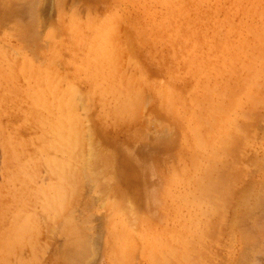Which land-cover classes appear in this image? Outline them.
<instances>
[{
    "label": "rangeland",
    "instance_id": "obj_1",
    "mask_svg": "<svg viewBox=\"0 0 264 264\" xmlns=\"http://www.w3.org/2000/svg\"><path fill=\"white\" fill-rule=\"evenodd\" d=\"M31 2L32 0H0V9L3 12L0 14V264H68L72 257L68 253L75 248L77 250L73 251L74 254L79 249L82 251H79L77 259H74L75 255L72 258L74 262L71 261L69 264H264V182L263 186L261 184V187L258 186V183L264 179V0H36L34 2L37 4H33L35 6H32L34 9H31V14L34 13L37 16L38 12L40 20H37L38 16H34L36 19L33 18L36 20L33 23L38 32L35 33L34 27L31 26L32 22V24L29 23L31 27L27 24L35 31L34 36L32 33L25 32L32 30L25 25L29 20L26 17L30 12L29 8L33 3ZM11 7L16 11L13 12ZM2 9H11L9 11L11 14L9 12L7 14V11L5 13ZM31 14L30 16L33 17ZM33 19L31 18L32 21ZM19 30L25 31L22 33ZM103 40L107 46L104 48L105 52L101 50L105 44ZM97 45L98 48H96ZM109 50H112L110 54H108ZM99 51L101 54L106 53L107 57L104 53L100 56ZM105 57L111 60H106ZM204 59H206L205 65ZM50 78L56 82L51 81ZM111 82L116 86L113 89L110 88L113 85L110 84ZM205 83L206 86L211 87L209 90L213 88L211 90L213 93L209 94L210 97L206 92L208 100L210 99L206 102L203 101L205 93L202 90ZM131 85L134 86L133 89ZM50 86L51 88L54 86L53 89L56 92ZM124 87L128 89L127 92ZM161 88L165 93L164 96ZM61 89L66 91L63 92ZM168 89L171 91L169 92ZM72 90L75 92H71ZM120 90L125 94L124 98L129 94L125 98L126 101L134 93H136L134 94L136 99L139 97L137 100L134 96H132L134 99H129L133 107H130L129 100L127 101V107L130 109L124 107L123 103H126L124 99L120 100L123 97L122 93L118 94ZM67 91L68 93L64 95ZM117 96L119 98H116ZM51 97L54 98L52 102ZM56 99L59 100L56 101ZM65 99H68V103ZM199 99L203 102L201 109L202 113L204 112L202 115L199 114L200 117L202 116L200 124L202 132L205 135L208 134L206 145L208 143L210 145V148L206 146V150L211 147L213 149L209 152L202 151L205 156H192L189 150L191 139L187 120L192 115H197L193 108L201 105ZM91 100L92 103H90ZM116 101L121 104L118 105ZM207 101L213 103L208 105ZM193 102H196V105ZM113 103L116 105L115 108ZM64 105H66L65 109ZM120 105H123L121 108L123 113L116 109V107L120 108ZM206 105L207 110H205ZM51 106L53 108H50ZM55 106L61 107L63 111ZM212 106L217 109L214 107L213 111ZM112 108L119 114L112 111ZM86 109L89 111L87 112ZM208 110L209 113H207ZM61 112L63 117L56 114ZM111 113L112 116L109 115ZM210 113L216 115L218 121L213 120L212 118H216L211 117ZM121 114L127 115L122 117ZM65 115L71 117L73 122L76 118L80 119L81 125L86 127L85 130L88 133L90 131L89 135H86L87 132L84 131L86 140L92 135L89 141L90 146L88 144L86 146L85 143V147L90 149L94 147L91 152L94 151L96 158L98 154H101L100 162H104L101 166L102 170L96 169L101 165L96 164L99 162L96 161L99 157L94 158L96 162L91 161L93 159L89 160L91 158L89 150L83 159L75 156L80 157L83 163L79 159L81 163L77 162V158L66 156V146L63 148L65 142H60L61 135L58 137L59 131L64 129L61 124L65 120L63 119ZM56 118L59 122H56L58 121ZM195 119L198 120V118ZM55 122L59 129L53 128L52 123ZM56 123L53 125L56 126ZM90 128L91 130H88ZM51 129H56L58 134L53 131V136ZM209 134H213L212 137ZM56 142L62 143L63 146L61 144L59 146V143L57 145ZM97 144L98 148H96ZM216 145L221 152L218 151L219 154L214 151L217 150ZM227 145L228 148H226ZM61 148L65 151L64 153H61ZM99 149L104 150L103 154ZM22 150H25V153ZM43 153L44 156L41 158ZM105 153H110V156L106 158L107 161H105L107 157ZM24 154L33 164L26 161ZM57 156L60 159L65 158L61 161H65L63 165L68 166V169L64 165L65 168L62 167L63 170H60L62 163L56 162L59 159ZM206 157L210 158V161L208 159L204 161ZM51 158H54L55 162ZM70 158L77 163L73 165V160L71 161ZM86 158L95 165L87 162ZM66 160L72 164H66ZM109 160H112V164L114 161L116 166L114 164L113 166ZM43 161L44 164H41ZM45 161L48 165H45ZM106 162L109 163L106 164ZM53 163L56 165L58 163L60 167L57 168L58 165ZM23 164L27 167V164L33 165L31 168L34 172L28 167L29 171L32 170L31 180L30 172L28 174ZM215 165L216 174L224 171V175L220 173L223 176L214 174L213 166ZM218 165H221L219 168L223 167V170L219 169ZM47 166L55 169L54 171L58 170V177L56 174L52 175L56 172ZM71 167L76 169L73 170L74 174L73 172L71 174ZM87 167L90 170L87 174L93 178H90V181L94 183L87 179L89 177L85 176L86 172L83 174L82 168L87 169ZM124 169L135 170L124 177ZM67 170L70 175L68 180L71 181L73 177L72 183L74 182L69 186L72 189L71 196L67 191L68 183H65L67 179L62 176L66 180L62 179L63 183L59 181L62 178L60 174H66ZM76 171L79 173L76 174ZM107 175L112 178L111 181ZM202 175L205 177L203 178ZM219 177H224L223 181H220ZM124 178H130L136 183L139 181L138 186L136 185L135 188L131 182L128 184L131 183L134 189L130 187L131 184L130 186L125 183L122 185ZM80 180L83 181L80 182ZM209 181L211 186L207 185ZM89 182L91 184H88ZM118 182L121 183L118 184ZM50 183H54V186ZM115 183L121 190L117 189ZM60 184H63L61 187L63 186L64 191ZM200 184L202 187L199 186ZM49 185L52 189L46 190ZM41 188L45 191H43L44 194L46 191L51 193L52 190L51 195L54 196L47 193L48 199L57 197V194L55 196L53 192L55 188L57 193L58 189L65 192L64 195L62 193L63 200L60 199L62 205H59V197H57L58 201L48 200ZM200 188L204 189V192ZM205 191L208 192L207 196ZM240 192H244V197L241 203L237 202L235 205V198ZM59 194L61 195V192ZM66 197L69 202L66 201ZM107 197L110 199L109 203ZM43 199L50 202L47 203ZM74 199L78 200V203ZM111 199L114 200V204ZM64 201L69 203L70 208L73 206L72 210ZM115 201L116 203L119 201L118 207ZM53 202H57L56 207V203L53 204ZM245 202L250 203L251 206H247ZM242 204L244 208L241 207ZM59 207L60 212L57 210L60 209ZM248 207L249 209L246 210ZM48 208H52L53 211L55 209L56 215H53L52 209L48 211ZM66 209L69 210L66 212ZM23 210L25 212H22ZM28 210L32 212L29 217L37 220L32 222V219L30 222L38 225L33 227L34 224L29 223L27 225L33 226L27 228L28 233L20 232L21 227L26 228L23 227L26 225L22 223L27 222L30 214ZM65 212L73 216L71 221L69 219H72V216L70 214L67 216H70L67 220L70 224L72 221L75 222L76 218L80 222L79 225L85 227L83 230L80 229L76 221V226L79 227L75 229L80 230H78L79 234L73 227L76 222H72L73 228L69 227L78 236L84 234V237L79 238L72 235L77 241L81 239L82 243L75 241L70 235L68 223L62 227V229L67 227V237L77 242L72 241L75 243L72 244L75 245L72 246L73 250H71L72 242L69 239L70 248H67L69 242L65 232H58L62 230L58 228L65 225L60 226ZM220 212H223V216ZM18 213L28 215L19 214L25 217L20 219ZM49 214L54 216L53 219ZM66 215L65 218H67ZM236 220H238L237 224ZM36 226L38 230L35 229ZM31 228L33 230L30 234H33L28 239L26 235ZM16 233L25 235L22 236L25 237L24 240L20 236L22 242L18 240V236H15ZM11 236L14 237L13 242L18 240V243H13ZM10 243L13 244L10 246ZM73 252H71L72 255Z\"/></svg>",
    "mask_w": 264,
    "mask_h": 264
},
{
    "label": "bare ground",
    "instance_id": "obj_2",
    "mask_svg": "<svg viewBox=\"0 0 264 264\" xmlns=\"http://www.w3.org/2000/svg\"><path fill=\"white\" fill-rule=\"evenodd\" d=\"M8 1H10V0H8ZM11 1H13V0H11ZM16 1H18V0H16ZM27 1H28V0H27ZM29 1H30V0H29ZM34 1H36V0H34ZM34 1L32 0L33 3L31 2L32 5H30V8H29V9H30V12H28V17H26L27 19L29 18V20H28V23H25V25H26V27H28L29 29H32V28L34 27V23H33V22L36 21V20H34L33 18L36 19V17L38 16V12H37V16H36V14H34V13L31 14V9H34L33 7L35 6V5H33V4H37V2H34ZM61 1H62V0H61ZM22 2H23V1H22ZM22 2H21V4H22ZM24 2H25V1H24ZM28 3H30V2H28ZM28 3H27V4H28ZM0 4H1V3H0ZM9 4H10V6H13V5H11V3H9ZM16 6H17V5H16ZM28 6H29V4H28ZM28 6L26 5L27 9H28ZM32 6H33V7H32ZM36 6H37V5H36ZM26 7H25V9H26ZM31 7H32V8H31ZM0 8H1V7H0ZM6 8H7V7H6ZM9 8H10V7H9ZM11 8H12V7H11ZM25 9H24V10H25ZM29 9H28V10H29ZM2 10H3L5 13H6V11H7V14H8V12H9L11 9H10V10L2 9ZM12 10H13V12L16 11V9L14 10L13 8H12ZM0 11H1V9H0ZM17 11L19 12V10H17ZM32 12H33V11H32ZM5 13H4V14H5ZM9 13H10V12H9ZM29 13H30L31 15H33V17H31ZM0 14H3V12L1 11ZM10 14H11V13H10ZM23 14H24V13H23ZM5 15H6V14H5ZM13 15H14V14H13ZM16 15H17V14H16ZM60 15H61V14H60ZM7 16H8V15H7ZM26 16H27V15H26ZM34 16H36V17H34ZM30 17L33 19V21L31 20ZM0 19H1V16H0ZM2 20H3V18H2ZM37 20H40V19H39V16H38ZM9 21H10V20H9ZM20 21H21V20H20ZM29 21H30V22H29ZM18 22H19V20H18ZM31 22L33 23V25H31L32 28H30L31 26L29 25V23L32 24ZM37 22H39V21H37ZM35 23H36V22H35ZM27 24H28L30 27H29ZM37 24H38V23H37ZM50 24H51V23H50ZM17 26H19V25H17ZM59 26H60V25H59ZM13 27H15V25H14ZM19 27H20V26H19ZM37 27H38V26H37ZM28 28H27V29H28ZM101 28H102V27H101ZM18 29H19V28H18ZM23 29H24V28H23ZM34 29H35L36 32H35L33 29H32V30H29V31H28V30H27V31L24 30V31H25L26 33L29 32V34L32 33V35L34 36V34L38 32V31H37L38 29L36 30V27H34ZM99 29H100V28H99ZM107 29H108V28H107ZM0 30H1V28H0ZM55 30H56V29H55ZM94 30H95V29H94ZM109 30H110V29H109ZM19 31H20V30H19ZM24 31L21 30L20 32L24 33ZM30 31H33V32H30ZM95 31H96V30H95ZM100 31H101V30H100ZM17 32H18V31H17ZM17 32H16V33H17ZM34 32H35V33H34ZM26 33H25V34H26ZM50 34H51V33H50ZM57 34H58V33H57ZM106 34H107V33H106ZM27 35H28V34H27ZM107 35H108V34H107ZM112 35H113V34H112ZM17 36H18V35H17ZM30 36H31V35H30ZM46 36H47V35H46ZM95 36H97V35L95 34ZM98 36H99V35H98ZM114 36H116V35H114ZM114 36H113V37H114ZM101 37H102V36H101ZM14 38H15V37H14ZM97 38H98V37H97ZM99 38H100V37H99ZM106 38H107V37H106ZM132 38H133V37H132ZM32 39H33V38H32ZM48 39H49V38H48ZM100 39H102V38H100ZM104 39H105V38H104ZM123 39H124V38H123ZM51 40H52V39H51ZM51 40H50V42H51ZM97 40H99V39H97ZM97 40H95V41H97ZM95 41H94V43H95ZM101 41H102V40H101ZM103 41H104V40H103ZM28 43H29V42H28ZM103 43H105V41H104ZM108 43L110 44V43H113V42H108ZM108 43H107V44H108ZM97 44H98V43H97ZM100 44H101V42L99 41V45H100ZM25 45H26V44H25ZM114 45H115V44H114ZM37 46H38V45H37ZM40 46H41V45H40ZM24 47H25V46H24ZM86 47H87V46H86ZM86 47H85V48H86ZM105 47H107V46H106V43H105L104 46H102V48H101V50L104 51V52H105V50H106V49L104 50ZM109 47H110V46H109ZM29 48H31V47H29ZM96 48H98V45H97ZM96 48H95V50H96ZM110 48H111V47H110ZM114 48H117V47H114ZM27 49H28V48H27ZM131 49H132V47H131ZM8 50H9V49H8ZM111 51H112V50H111ZM111 51L109 50V51H108V54H110L109 52H111ZM96 52H97V51H96ZM99 52H100V51H99ZM104 52H103V53H104ZM103 53L101 54V52H100V54H101L100 56H103ZM112 53H113V52H112ZM116 53H117V52H116ZM12 54H13V53H12ZM18 55H19V54H18ZM98 55H99V54H98ZM104 56L107 57V54L104 53ZM113 56H114V54H113ZM90 57H92V55H91ZM98 57H99V56H98ZM106 57H105L106 60H107V59H110V58H106ZM108 57H109V56H108ZM110 57L113 58L112 56H110ZM203 57H204V56H203ZM96 58H97V57H95V59H96ZM133 58H134V57H133ZM101 59H102V58H101ZM115 59H116V58H115ZM97 60H98V59H97ZM110 60H111V59H110ZM205 60H206V59H204V62H203L204 65H205ZM98 61H99V60H98ZM108 61H109V60H108ZM114 61H115V60H114ZM135 62H136V61H135ZM100 63L102 64V60H101ZM111 64H112V63H111ZM48 65H49V64H48ZM211 65H212V64H211ZM102 66L105 67L104 65H102ZM110 66H111V65H110ZM57 67H58V66H57ZM103 67H101V68H103ZM139 67H140V66H139ZM105 68H106V67H105ZM109 68H110V67H109ZM98 69H99V68H98ZM111 69H112V68H111ZM47 70H48V69H47ZM99 70H100V69H99ZM108 70H109V69H108ZM202 70L205 71V69H202ZM111 71H113V70H111ZM48 72H49V71H48ZM100 72H101V71H100ZM141 72H142V71H141ZM57 73H58V72H57ZM143 73H144V72H143ZM48 74H49V73H48ZM50 74H51V73H50ZM93 74H94V73H93ZM128 74H129V73H128ZM128 74H127V75H128ZM46 75H47V74H46ZM105 75H106V74H105ZM134 75H135V74H134ZM46 77H47V76H46ZM119 77H120V76H119ZM119 77H118V78L116 77V79H120V80H121V78H119ZM145 77H146V76H145ZM53 78H54V77H53ZM53 78H52L53 82H56V81H54ZM94 78H95V77H94ZM100 78H101V77H100ZM100 78H99V79H100ZM112 79H114V78H111V80H112ZM32 80H33V79H32ZM46 80H48V79L46 78ZM50 80H51V78H50ZM52 80H51V81H52ZM114 80H115V79H114ZM95 81H96V80H95ZM105 81H106V80H105ZM44 82H45V81H44ZM97 82H98V81H97ZM107 82H108V81H107ZM107 82H105V83H107ZM115 82H116V81H114V83H115ZM119 82H120V81H119ZM45 83H46V82H45ZM100 83H101V82H100ZM117 83H118V81H117ZM126 83H127V79H126ZM126 83H125V84H126ZM41 84H42V83H41ZM57 84H58V83H57ZM110 84H113V82H111ZM115 84H116V83H115ZM140 84H141V83H140ZM53 85H54V84H53ZM55 85H56V84H55ZM126 85H127V84H126ZM31 86H32V84H31ZM69 86H70V85H68V87H69ZM128 86H129V85H128ZM38 87H40V89H42L41 86H38ZM46 87H47V85H46ZM56 87H57V86H56ZM68 87H67V88H68ZM113 87L115 88L116 86L113 84L110 88L113 89ZM130 87L132 88V87H134V86L131 85ZM186 87H187V86H186ZM47 88H48V87H47ZM50 88H51V86H50ZM53 88H54V86H52L51 89H53ZM67 88H66V89H67ZM69 88H70V87H69ZM76 88H77V87H76ZM108 88H109V87H108ZM121 88H122V87H121ZM121 88H120V89H121ZM124 88H125V87H124ZM131 88H130V90H131ZM209 88H211V87L206 86V83H205V85L202 86V90H203L204 93H205V97H204V99H203L204 102H206V100H208L206 92H208V96H209V94H210L211 92L213 93V91H211V90H213V88L210 89V90H209ZM51 89H49L50 92H51ZM57 89H58V87H57ZM59 89H60V88H59ZM66 89H65L64 91H66ZM72 89H73V88H72ZM122 89H123V88H122ZM125 89H126L125 91L127 92L128 89H127V88H125ZM132 89H133V88H132ZM149 89H150V88H149ZM43 90H44V89H43ZM43 90H40V91H41V92H45V91H43ZM49 90H48V91H49ZM53 90H54V89H53ZM69 90H70V89H69ZM75 90H76V89H75ZM115 90H116V89H115ZM140 90H141V88H140ZM161 90H162V88H161ZM168 90H169V89H168ZM54 91H55V90H54ZM61 91H63V90L61 89ZM61 91H60V92H61ZM64 91H63V92H64ZM98 91H99V90H98ZM101 91H102V90H101ZM108 91H110V90H108ZM112 91H114V90H111L110 92H112ZM118 91H119V90H118ZM118 91H117V93H118ZM159 91H160V90H159ZM170 91H171V90H169V92H170ZM55 92H56V91H55ZM71 92H75V91L72 90ZM71 92H69V94H70ZM105 92H106V91H105ZM131 92H132V91H131ZM131 92H130V93H131ZM136 92H137V91H136ZM141 92H142V91H141ZM161 92L163 93V90H162ZM45 93H46V92H45ZM67 93H68V91L65 92L64 95L67 94ZM79 93H80V92H79ZM86 93H87V92H86ZM88 93H89V92H88ZM120 93H122L121 90H120V92H119L118 94H120ZM162 93H161V96H162ZM58 94H59V93H58ZM58 94H55V95H58ZM61 94H63V93H61ZM61 94H59V95H61ZM77 94H78V93H77ZM91 94H92V93H91ZM118 94H117V95H118ZM131 94H133V93H131ZM134 94L136 95V93H134ZM134 94L130 96V97L133 98V99H134V97H135ZM139 94H140V93H139ZM141 94H142V93H141ZM164 94H165V93H163V96H164ZM70 95H72V93H71ZM100 95H101V94H100ZM120 95H121V94H120ZM123 95H125V94L122 93L121 96H123ZM126 95H127V93H126ZM128 95H129V94H128ZM128 95H127L126 97H128ZM172 95H173V94H172ZM179 95H180V94H179ZM179 95H178V97H179ZM203 95H204V94H203ZM203 95H202V97H203ZM50 96H51V95H50ZM62 96H63V95H62ZM67 96H68V98H69V95H67ZM88 96H89V95H88ZM115 96H116V94H115ZM132 96H134V97H132ZM137 96H138V95H137ZM139 96H140V95H139ZM166 96H167V95H166ZM191 96H193V95H191ZM200 96H201V95H200ZM45 97H46V96H45ZM58 97H60V96H58ZM58 97H57V98H58ZM65 97H66V96H65ZM70 97H71V96H70ZM97 97H98V96H97ZM126 97H125V98H126ZM167 97H168V96H167ZM209 97H210V96H209ZM51 98H52V97H51ZM55 98H56V97H55ZM60 98H61V97H60ZM63 98H64V96H63ZM63 98H62V99H63ZM79 98H80V97H79ZM107 98H108V97H107ZM116 98H119V97L117 96ZM116 98H115L114 100H116ZM125 98H124V96H123V97L120 98V100H123V99H124L123 101H126ZM131 98H127V99L129 100V99H131ZM138 98H139V97H137V99H138ZM197 98H198V97H197ZM206 98H207V99H206ZM41 99H43V97H41ZM53 99H54V98L50 99V101L53 100ZM72 99H73V98H72ZM85 99H86V98H85ZM135 99H136V97H135ZM137 99H136V100H137ZM142 99H143V97H142ZM23 100H24V99H23ZM58 100H59V99H58ZM58 100L56 99V101H58ZM65 100H66V99H65ZM92 100H93V98H92ZM92 100H91L90 103H92ZM120 100L118 99V101H120ZM128 100H127V101H128ZM131 100H132V99H131ZM131 100L128 101L129 104H130V101H131ZM199 100H200V99H199ZM34 101H35V100H34ZM66 101H67V103H68V99H67ZM76 101H77V100H76ZM85 101H86V100H85ZM87 101H88V100H87ZM98 101H99V100H98ZM127 101H126V103H123V102H122L123 105H124V107H127V106H128V105H127V104H128ZM138 101H139V100H138ZM193 101H195V100H193ZM208 101H210V99H209ZM208 101H207V102H208ZM51 102H52V101H51ZM80 102H81V101H80ZM82 102H83V101H82ZM120 102H121V101H120ZM120 102L118 103V102L116 101V103H118V105L121 104ZM134 102H135V100H134ZM169 102H170V101H169ZM198 102H199V101H198ZM27 103H28V102H27ZM48 103H49V101H48ZM71 103H72V102L70 101V104H71ZM137 103H138V102H137ZM171 103H172V102H171ZM178 103H179V102H178ZM193 103L195 104L196 102H193ZM199 103L201 104L200 106L197 104L198 106H197V107L195 106V107L193 108V110L197 112V115H192V116L189 117L188 120H187V123H188L187 126H188V128H189V136H190V139H191V142H190V145H189V150H190L192 156H202V155H204V152H205V150H206V146H208V148H210V145H208L209 143L206 145V141H207L206 136H207L208 134L205 135V134L202 132V126H201V124H200V122H201L200 119H201L202 116L200 117L199 114H201V115L204 114V112L202 113V109H201V108H202V104H203V102H201V100H200ZM212 103H213L212 101H211V103L208 102V105H211ZM28 104H29V103H28ZM46 104H47V103H46ZM57 104H58V102H57ZM65 104H66V103H65ZM131 104H132V103H131ZM131 104H130V107H133V105H131ZM134 104H135V103H134ZM180 104H181V103H180ZM194 104H193V106H194ZM36 105H37V102H36ZM43 105H44V104H43ZM50 105H51V104H50ZM58 105H59V104H58ZM72 105H73V103H72ZM85 105H86V104H85ZM88 105H89V104L87 103L86 106L88 107ZM106 105H107V104H106ZM113 105H114V103H113ZM123 105H122V106L120 105V108H119V107H118V108L116 107V109H117L118 112L121 111V108L123 107ZM169 105H170V104H169ZM171 105H173V104H171ZM174 105H175V104H174ZM174 105H173V106H174ZM195 105H196V104H195ZM60 106H61V105H60ZM69 106H71V105H69ZM91 106H92V104H91ZM107 106H108V105H107ZM109 106H110V105H109ZM115 106H116V105H114L113 108H115ZM216 106H217V105H216ZM40 107H41V106H40ZM44 107L46 108V106H44ZM55 107H56V106H55ZM57 107H59V106H57ZM57 107H56V108H57ZM72 107H73V106H72ZM89 107H90V106H89ZM209 107H210V106H209ZM214 107H215V106H212L213 111L215 110ZM217 107L219 108V106H217ZM30 108H31V107H30ZM30 108H29V109H30ZM42 108H43V107H42ZM50 108H53V106H51ZM50 108H49V109H50ZM60 108H61V107H59V109H60ZM65 108H66V105H64V109H65ZM113 108H112V111L114 110ZM127 108H129V107H127ZM173 108H174V107H173ZM187 108H188V107H187ZM205 108H206V109H205ZM205 108H204L205 110L208 109L207 105H206ZM215 108H216V107H215ZM24 109H25V108H24ZM46 109H47V108H46ZM68 109H70V108L68 107ZM88 109H90V108H88ZM106 109H107V108H106ZM109 109L111 110V107H109ZM119 109H120V110H119ZM129 109H130V108H129ZM167 109H168V108H167ZM171 109H172V108H171ZM177 109H178V108H177ZM204 109H203V111H204ZM216 109H217V108H216ZM44 110H45V109H44ZM54 110H56V109H54ZM61 110H62V109H60V111H61ZM107 110H108V109H107ZM107 110H106V111H107ZM127 110H128V109H127ZM131 110H132V109H131ZM182 110H183V109H182ZM182 110H181V111H182ZM193 110H192V111H193ZM50 111H52V110H50ZM56 111H57V110H56ZM60 111H59V112H60ZM62 111H63V110H62ZM66 111H67V110H66ZM86 111H87V109H86ZM88 111H89V110H88ZM88 111H87V112H88ZM122 111H123V110H122ZM122 111H121V112H122ZM194 111H193V114H194ZM210 111H211V110H210ZM38 112H39V110H38ZM64 112H65V111H64ZM110 112H111V111H110ZM114 112H115V110H114ZM196 112H195V113H196ZM205 112H206V111H205ZM48 113H49V112H48ZM65 113H66V112H65ZM67 113L69 114L70 111L67 112ZM115 113H116V112H115ZM122 113H123V112H122ZM126 113H127V112H126ZM128 113L130 114V112H128ZM207 113H209V110H208ZM39 114H40V113H39ZM52 114H53V113H52ZM56 114H58V115L60 114V115L62 116L63 113L61 112V113H56ZM116 114H117V113H116ZM118 114H119V113H118ZM118 114H117V115H118ZM129 114H128V116H129ZM173 114H175V113H173ZM182 114H183V113H182ZM45 115H46V114H45ZM60 115H59V116H60ZM109 115L112 116V113L109 114ZM117 115H116V116H117ZM121 115H122V114H121ZM123 115H127V114H123ZM123 115H122V117H124ZM186 115H187V114H186ZM209 115H210V116L212 115L211 117H215V118H216V115H214L213 113H212V114L210 113ZM213 115H214V116H213ZM116 116H115V118H116ZM197 116H198V117H197ZM207 116H208V115H207ZM207 116H206V118H207ZM56 117L58 118V116H56ZM62 117H63V116H62ZM77 117H78V116H77ZM120 117H121V116H120ZM120 117H119V118H120ZM173 117H174V116H173ZM185 117H186V116H185ZM185 117H184V118H185ZM204 117H205V116H204ZM204 117H203V118H204ZM57 118H56V119H57ZM70 118H71V117H68L67 115H65V118H63V119H65V120L62 122L61 127L64 128V129H61V131H59L60 134H58V132L55 131L56 129H55V130H54V129H53V130L51 129V131H52V132H53V131H54V132H57L56 134H58V137H59V135H61V136H60V140H61L60 142H65L63 148H65V146H66L65 151L67 150V151H66V153H67L66 156H67V157H68V156H72V157H74V158L76 159L78 156H80V157H82V159H83V156H86L87 150H89V151L91 152V150H93V148H94V147H92V148L90 149V147H88V148H89V149H88L87 147H85V143H86V146H87V144L90 146V143H91V142H89V141H90V139H92V135L88 136L87 140H88V139H89V140L87 141L86 138H85V133L87 132V131L85 130L86 127H84V125H81V123H80V119H77V118L75 117L76 119H75V121L73 122V121H71L72 119H70ZM195 118H198V120L195 119ZM47 119H48V117H47ZM47 119H46V120H47ZM54 119H55V118H54ZM109 119H110V118H109ZM125 119H126V118H125ZM125 119H124V120H125ZM131 119H133V118L131 117ZM207 119H208V118H207ZM212 119L215 120V121L217 120V118H216V119L212 118ZM39 120H40V119H39ZM57 120H58V119H57ZM59 120H61L60 117H59ZM59 120L56 121V122H59ZM91 120H92V119H91ZM114 120H115V119H114ZM203 120H204V119H203ZM210 120H211V119H210ZM51 121H52V120H51ZM51 121H50V122H51ZM81 121H82V120H81ZM88 121H90V120H88ZM125 121H126V120H125ZM208 121H209V119H208ZM208 121H207V122H208ZM217 121H218V120H217ZM41 122H43V121L41 120ZM56 122H55V123H56ZM119 122H120V121H119ZM123 122H124V121H123ZM204 122H205V121H204ZM211 122H212V121H211ZM55 123H52L53 128L57 127V129H59V127L57 126V123H56V126L53 125V124H55ZM201 123H202V122H201ZM214 123H215V122H214ZM44 124H46V123L44 122ZM85 124H86V123H85ZM87 124H88V123H87ZM165 124H166V123H165ZM207 124H208V123H207ZM212 124H213V122H212ZM212 124H211V125H212ZM215 124H216V123H215ZM46 125L48 126V124H46ZM106 125H107V124H106ZM108 125H110V124L108 123ZM181 125H182V124H181ZM205 125H206V124H205ZM209 125H210V124H209ZM87 126H88V125H87ZM89 126H90V125H89ZM183 126H184V125H183ZM50 127H51V126H50ZM160 127H161V126H160ZM210 127H211V126H210ZM214 127H215V126H214ZM214 127H213V128H214ZM217 127H218V126H217ZM40 128H41V127H40ZM51 128H52V127H51ZM213 128H212V129H213ZM88 130H91V128L88 129ZM217 130H218V129H217ZM46 131H47V129H46ZM49 131H50V130H49ZM51 131H50V132H51ZM84 131H86V132H84ZM213 131L215 132V130H213ZM50 132H48V134H50ZM54 132H53V136H54ZM89 133H90V131H89ZM89 133L87 132L86 135H89ZM217 133H218V131H217ZM91 134H92V132H91ZM166 134H167V133H166ZM204 135H205V136H204ZM209 135H210V134H209ZM212 135H213V134H212ZM212 135H210V136L212 137ZM3 136H4V135H3ZM56 136H57V135H56ZM185 136H186V135H185ZM215 136H216V135H214V137H215ZM63 137H64V139H63ZM89 137H90V138H89ZM161 137H162V136H161ZM208 137H209V136H208ZM214 137H213V138H214ZM217 137H218V136H217ZM50 138H51V137H50ZM96 138H97V137H96ZM57 139H59V138H57ZM208 139H209V138H208ZM31 140H32V139H31ZM52 140L55 142L54 137H52ZM63 140H64V141H63ZM95 140H96V139H95ZM216 140H217V138H216ZM219 140H220V139H219ZM47 141H49V140L47 139ZM53 141H52V142H53ZM56 141H57V140H56ZM85 141H86V142H85ZM91 141H92V140H91ZM96 141H97V140H96ZM192 141H194V142H192ZM88 142H89V143H88ZM56 143H57V145H58L59 142H56ZM211 143H212V141H211ZM215 143H216V142H215ZM49 144H51L50 141H49ZM52 144H53V143H52ZM60 144L62 145V143H59V146H60ZM188 144H189V143H188ZM213 144H214V142H213ZM213 144H212V145H213ZM220 144H221V143H220ZM15 145H16V144H15ZM19 145H20V147H21V144H19ZM94 145H96V144H94ZM212 145H211V146H212ZM221 145H222V144H221ZM41 146H42V145H40V147H41ZM54 146H56V145H54ZM62 146H63V145H62ZM92 146H93V143H92ZM35 147L38 148L39 146H38V147L35 146ZM51 147H52V146H51ZM84 147L87 148V149L85 150ZM99 147H100V146H99ZM213 147H214V146H213ZM216 147H217V145L215 146V149H217ZM41 148H43V147H41ZM96 148H98V144H97ZM96 148H95V150H96ZM223 148H225V147H223ZM226 148H228V145L226 146ZM12 149H14V147H12ZM15 149H16V148H15ZM15 149H14V150H15ZM55 149H56V147H55ZM57 149H58V148H57ZM211 149H213V148L211 147ZM211 149H209V150H211ZM17 150H18V149H17ZM28 150H29V149H28ZM39 150H40V149H39ZM41 150H43V149H41ZM41 150H40V151H41ZM44 150H45V149H44ZM61 150H62L61 153H64V152H65V151H63L62 148H61ZM99 150H100V149H99ZM209 150H206V151L209 152ZM24 151H25V150H24ZM24 151L22 150V152H24ZM57 151H58V150H57ZM100 151H101V150H100ZM102 151H104V150H102ZM102 151H101V153L103 154ZM202 151H204V152H202ZM214 151H217V152H218L219 150L217 149V150H214ZM263 151H264V150H263ZM14 152H15V151H14ZM32 152H33V151H32ZM32 152H31V155H32ZM43 152H44V151H43ZM93 152H94V151H92V152L90 153V155H91L90 157H91V158H90L89 160L93 159V160H91V161H94V162L99 161V162H96V164H97V163H98V164L100 163L101 165H99L96 169H97V171H100V169L102 170L101 166L104 165V164H103L104 162H103V163L100 162V160H101V158H102V157H101V154H98V156H97V158H96V156H95V154H94ZM97 152H99V151H97ZM105 152L107 153L106 150H105ZM181 152H182V151H181ZM212 152H213V151H212ZM219 152H220V151H219ZM219 152H218V154H219ZM24 153H25V152H24ZM29 153H30V151H29ZM106 153H105V154H106ZM210 153H211V151H210ZM220 153H221V152H220ZM224 153H226V152L224 151ZM88 154H89V152H88ZM184 154H185V152H184ZM206 154H207V153H206ZM211 154H213V153H211ZM211 154H210V155H211ZM215 154H216V152H215ZM218 154H216V155H218ZM33 155H35L34 152H33ZM49 155H50V154H49ZM49 155H48V156H49ZM111 155H113V154H111ZM216 155H215V157H216ZM262 155H263V154H262ZM43 156H44V153L42 154V157H41V158H43ZM48 156H47V158H48ZM75 156H77V157H75ZM104 156H105V155H104ZM106 156H107V157H105V159L108 158V156H110V153H109V154H106ZM204 156H205V155H204ZM206 156H207V155H206ZM223 156H224V155H223ZM18 157H19V155H18ZM29 157H30V154H29ZM34 157L36 158V156H34ZM51 157H52V155H51ZM53 157L55 158L54 155H53ZM57 157H58V156H57ZM80 157H79V158H80ZM87 157H89V156H87ZM92 157H93V158H92ZM98 157H99V159H98ZM215 157H214V158H215ZM220 157H221V156H220ZM24 158H26V157H25V154H24ZM30 158H31V157H30ZM44 158H45V157H44ZM54 158H51V159H53V161H54V160H55ZM58 158H59V157H58ZM79 158H77V160H78ZM94 158H96V159H98V160L95 159V160H96V161H95ZM180 158H182V157H180ZM196 158H198V157H196ZM224 158H225V156H224ZM224 158H223V159H224ZM31 159H32V158H31ZM61 159L64 160L65 158L63 159V157H61ZM61 159H60V158L57 159L56 162L61 161ZM70 159H71V161L73 160L72 158H70ZM84 159H85V158H84ZM86 159H87L86 161L90 163V161H88V158H86ZM112 159H113V157H112ZM115 159H116V158H115ZM115 159H114V160H115ZM198 159H199V158H198ZM203 159H204V158H203ZM207 159H208V158L206 157V158L204 159V161L207 160ZM209 159H210V158H209ZM209 159H208V160H209ZM223 159H222V160H223ZM23 160H24V159H23ZM34 160H35V159H34ZM38 160H39V159L37 158V161H38ZM43 160H44V159H43ZM79 160H80V159H79ZM79 160H78L77 162H79ZM211 160H212V158H211ZM222 160H220V161H222ZM224 160H225V159H224ZM19 161H20V159H19ZM21 161H22V160H21ZM26 161H28L27 158H26ZM32 161H33V159H32ZM35 161H36V160H35ZM40 161H41V159H40ZM48 161H49V160H48ZM67 161H68V160H66V164H68V165H69V164H72V163H73V165H74V163H75V164L77 163V162H75L74 160L72 161V163L67 162ZM80 161L82 162L83 160H80ZM86 161H85V162H86ZM105 161H107V159H106ZM109 161H110V160H109ZM209 161H210V160H209ZM214 161H215V159H214ZM22 162L24 163V161H22ZM28 162H31V161H28ZM33 162H34V161H33ZM50 162H51V161H50ZM54 162H55V161H54ZM81 162H79V163H81ZM94 162H92V163H90V164H91V165H92V164L95 165ZM110 162H111V164H112V160H111ZM195 162H196V161H195ZM216 162H218V161H216ZM222 162H223V161H222ZM31 163H32V162H31ZM34 163H35V162H34ZM45 163H46V161H45ZM61 163H62L61 168H62V167L65 168V167H64L65 164L63 165V163H65V161H64V162L61 161L60 164H61ZM79 163H78V164H79ZM82 163H83V162H82ZM108 163H109V162H108ZM108 163L106 162V164H108ZM174 163H175V162H174ZM198 163H199V162H198ZM218 163H219V162H218ZM220 163H221V162H220ZM32 164H33V163H32ZM32 164H30V166H29V164H27V165H28L29 168H31V167H33ZM41 164H44V161H43V163L41 162ZM49 164H50V163H49ZM53 164H55V163H53ZM86 164H87V163H86ZM86 164H84V165L87 166ZM113 164H114V161H113ZM113 164H112V165H113ZM213 164H215V162H214ZM222 164H223V166H224V163H222ZM23 165H24V164H23ZM25 165H26V164H25ZM25 165H24V166H25ZM45 165H48V162H47ZM55 165H56V164H55ZM57 165H58L57 168H59L60 165H59L58 163H57ZM57 165H56V166H57ZM84 165H83V166H84ZM112 165H110V166H112ZM114 165L116 166V164H114ZM114 165H113V166H114ZM176 165H177V164H176ZM205 165H206V164H205ZM216 165H217V163H216ZM216 165L213 166V167H214L213 170L216 168ZM35 166H36V165H35ZM35 166H34V167H35ZM41 166H42V165H41ZM50 166H52V165H50ZM65 166H66V165H65ZM75 166H76V165H75ZM80 166H81V165H80ZM96 166H97V165H96ZM110 166H108V167H110ZM219 166H221V165H218V168H219ZM15 167H16V165H15ZM25 167H26L27 169H25ZM25 167H24V169H25V170H28V174H29V172H30V175H29V176H30V180H31V178H32V177H31V176H32V170H33V169L31 168L32 170L29 171V168H28L27 166H25ZM47 167H49V166H47ZM52 167H53V166H52ZM67 167H68V166H66V169H68ZM73 167H74V166H73ZM76 167H77V166H76ZM81 167H82V166H81ZM81 167H80V168H81ZM88 167L91 168V166H88ZM88 167H87V169H86V168H82V169H83V171H84L83 174H85V172H86V175H85V176H88L89 178H87V177H86V178L89 179V181H90V178H91V177H90V175L87 174V171L89 170ZM108 167H106V168H108ZM174 167H175V166H174ZM203 167L205 168V166H203ZM224 167H225V166H224ZM57 168H56V169H57ZM63 168L60 169V170L62 171ZM71 168H72V167H71ZM80 168H79V169H80ZM92 168H93V170H92V169H91V170L94 172V167H92ZM112 168H113V167H112ZM167 168H168V167H167ZM195 168H198V167H195ZM218 168H217V170H218ZM24 169H23V170H24ZM44 169H45V168H44ZM49 169H52L53 171L55 170V169L50 168V167H49ZM49 169H48V170H49ZM69 169H70V168H69ZM74 169H75V168L70 169V170H72V171H71V174H72V172H73ZM82 169H80V170H82ZM84 169H86V170H84ZM110 169H111V168H110ZM110 169H109V170H110ZM175 169H176V168H175ZM201 169H202V168H201ZM205 169H206V168H205ZM219 169L223 170V167H222V168L220 167ZM15 170H16V169H15ZM36 170H37V169H36ZM75 170H76V169H75ZM109 170H108V171H109ZM134 170H135V169H134ZM134 170H132V169H127V170H125V169H124V174H125L124 177H126L128 174L133 173ZM162 170H163V169H162ZM177 170H178V169H177ZM177 170H176V171H177ZM196 170H197V169H196ZM198 170H200V169L198 168ZM224 170H225V169H224ZM68 171H69V170L65 171L66 174H64V175H63V174H62V175L60 174L61 177L64 176V178H66L67 180L65 179V180H66V181H65L64 178L62 177L59 181H61V183H63V182H62V179H63V180L65 181V183H68V186H67V187H68V190H67V187H65V188H66L67 191H69L68 195H70L72 189H71L69 186H71L70 183H72V180H73L72 178H73V177H72V178L70 177V178H71V179H70L71 181L68 180V179H69V176H70ZM89 171H90V170H89ZM113 171H115V170H113ZM113 171H112V173H113ZM204 171H205V170H204ZM218 171H219V170H218ZM218 171H217V172H218ZM25 172H26V171H24V173H25ZM33 172H34V170H33ZM49 172H51V170H50ZM54 172H56V173H53L52 175H55V174H56V177H58V176H57V174H58V173H57L58 170H57V171H54ZM65 172H63V173H65ZM76 172H77L76 174L79 173L78 171H76ZM81 172H82V171H81ZM95 172H96V170H95ZM104 172H106V171L104 170ZM162 172H163V171H162ZM165 172H166V171H165ZM170 172H171V170H170ZM182 172H183V171H182ZM186 172H187V171H186ZM223 172H224V171H221V172H219L218 174H216V172H215V170H214V174H216V175H218V176H219L220 173L223 174ZM263 172H264V169H263ZM47 173H48V172H47ZM59 173H60V172H59ZM74 173H75V172H73V174H74ZM89 173H90V172H89ZM97 173H98V172H97ZM97 173H96V174H97ZM114 173H115V172H114ZM177 173H178V172H177ZM197 173H198V172H197ZM197 173H196V174H197ZM205 173H206V172H205ZM90 174H91V173H90ZM100 174H102V172H101ZM105 174H106V173H105ZM165 174H167V173H165ZM168 174H169V173H168ZM168 174H167V175H168ZM198 174H199V173H198ZM201 174H202V173H201ZM221 174H220V176H223V175H224V174H223V175H221ZM25 175H26V174H25ZM33 175H34V173H33ZM58 175H59V174H58ZM65 175H66V177H65ZM108 175H110V171H109V174H108ZM108 175H107V176H108ZM186 175H187V174H186ZM205 175H206V174H205ZM216 175H215V176H216ZM263 175H264V173H263ZM26 176H27V175H26ZM60 176H59V177H60ZM71 176H74V175H71ZM99 176H100V175H99ZM111 176H112V174H111ZM122 176H123V174H122ZM198 176H199V175H198ZM202 176H203V178L205 177L204 175H202ZM215 176H214V177H215ZM218 176H217V178H218ZM17 177H18V176H17ZM77 177H78V176H77ZM77 177H76V178H77ZM79 177H81V175H79ZM103 177H104V176H103ZM109 177H110V176H108V179H109ZM76 178H75V181H76ZM82 178H83V177H82ZM82 178H81V179H82ZM86 178H85V179H86ZM95 178H96V177H95ZM95 178H94V179H95ZM106 178H107V177H106ZM110 178H111V177H110ZM196 178H197V177H196ZM223 178H224V177H223ZM223 178L219 177L220 181H221V180L223 181ZM56 179H57V178H56ZM83 179H84V178H83ZM91 179H93V178H91ZM104 179H105V178H104ZM198 179H199V178H198ZM201 179H202V178H201ZM205 179H206V178H205ZM25 180H27V179H25ZM48 180H49V179H48ZM101 180H102V175H101ZM109 180L111 181L112 178L109 179ZM119 180H120V179H119ZM53 181H54V180H53ZM82 181H83V180H82ZM82 181L80 180V182H82ZM106 181H108V180L106 179ZM110 181H109V183H110ZM114 181H115V180H114ZM192 181H194V180H192ZM195 181H196V180H195ZM202 181H203V180H202ZM205 181H206V180H205ZM216 181H217V180H216ZM220 181H219V182H220ZM34 182H35V181H34ZM46 182H47V181H46ZM56 182H57V181H56ZM80 182H79V183H80ZM86 182H88V181H86ZM90 182H93V183H94V181H90ZM90 182H89L88 184H91ZM95 182H97L96 179H95ZM112 182H113V181H112ZM128 182L133 183V184H134L133 186H134L135 188H136V185L138 186L137 183H139V181L136 183L134 180L132 181V179H130V178H127V179L124 178V180H122V183H121V182H118V184L121 183V184L123 185V183H125L126 185L130 186L131 183L128 184ZM207 182H208V181H207ZM207 182H205V183H207ZM217 182H218V181H217ZM263 182H264V179L262 180V182H259V183H258V186L261 187V185H262ZM22 183H23V182H22ZM35 183H36V182H35ZM42 183H43V181H42ZM42 183H41V184H42ZM44 183H45V182H44ZM54 183H55V182H54ZM54 183H53V184H54ZM57 183H58V182H57ZM73 183H74V182H73ZM73 183H72V184H73ZM75 183H76V182H75ZM221 183H222V182H221ZM23 184H24V183H23ZM46 184H48V182H47ZM50 184H51V186H54L52 183H50ZM69 184H70V185H69ZM76 184H77V183H76ZM88 184H87V185H88ZM107 184H108V182H107ZM115 184H116V183H115ZM118 184H116V185H117V189H120V188H118V186H119ZM192 184H193V185H196L195 183H192ZM202 184H203L204 186H206L204 183H202ZM202 184H200L199 186H201ZM260 184H261V185H260ZM43 185H45V184H43ZM43 185H42V187H45V186H43ZM61 185H63V184H60V187H61ZM80 185H82V184H80ZM85 185H86V184H85ZM92 185L94 186V184H92ZM112 185L114 186V184H112ZM122 185H121V186H122ZM207 185L211 186L210 181H209V183H208ZM212 185H213V184H212ZM263 185H264V183H263ZM263 185H262V186H263ZM29 186H30V185H29ZM29 186H28V187H29ZM93 186H92V187H93ZM106 186H108V185H106ZM113 186H112V187H113ZM56 187H57V186H56ZM73 187L75 188V186H73ZM76 187H77V185H76ZM80 187H82V186H80ZM89 187H90V186H89ZM130 187H132V184H131ZM134 187H132V188L134 189ZM193 187L195 188V186H193ZM201 187H202V186H201ZM0 188H1V187H0ZM26 188H27V186H26ZM58 188H59V187H58ZM61 188L63 189V186H62ZM74 188H73V190H74ZM87 188H88V187H87ZM94 188L96 189V184H95V187H94ZM106 188H107V187H106ZM106 188H105V189H106ZM206 188L208 189V187H206ZM48 189H52V188L50 187V185H49V188L47 187L46 190H48ZM69 189H70V190H69ZM80 189H81V188H80ZM105 189H104V190H105ZM109 189H110V188H109ZM113 189H114V188H112V190H113ZM122 189H123V188H122ZM200 189H201V188H200ZM200 189H199V190H200ZM260 189H261V188H260ZM260 189H259V190H260ZM53 190H54L53 192H54L55 196H56V194H57V197H59V201H60V199L63 200L62 197H63V195L66 194V193H65V192H62V190H60V189H58V193H57V192H56V191H57L56 188L53 189ZM59 190H60V191H59ZM77 190H78V189H77ZM93 190H94V189H93ZM120 190H121V189H120ZM201 190H202V189H201ZM203 190H204V189H203ZM203 190H202V191H203ZM259 190H258V191H259ZM41 191L43 192L44 190H42V188H41ZM63 191H64V189H63ZM107 191H108V189H107ZM250 191H251V190H250ZM44 192H45V191H44ZM44 192H43V194H44ZM55 192H56V193H55ZM60 192H61V195L59 194ZM75 192H76V191H75ZM75 192H74V193H75ZM78 192H79V191H78ZM78 192H77V193H78ZM98 192H99V191H98ZM187 192H188V191H187ZM203 192H204V191H203ZM205 192H206V191H205ZM260 192H261V191H260ZM47 193H49V192L46 191V194H47ZM62 193H63V195H62ZM77 193H76V195H77ZM91 193H92V192H91ZM110 193H111V192H110ZM112 193H113V192H112ZM207 193H208V192H206V194H205L206 196H207ZM246 193H249V192L246 191ZM251 193H252V194H251ZM251 193H250V194H251V196H252V195H253V191H252ZM254 193H255V192H254ZM256 193L258 194L259 192H256ZM46 194H44V195L47 197ZM51 194H53V193H52V190H51V193H49L48 195H50V196H54V195H51ZM58 194H59L60 196H59ZM202 194H203L202 196L204 197V196H205L204 193H202ZM257 194H256V195L254 194V196H257ZM3 195H4V194H3ZM68 195H67V196H68ZM71 195H72V194H71ZM71 195H70V196H71ZM73 195H74V194H73ZM153 195H154V194H153ZM180 195H181V194H180ZM180 195H179V196H180ZM259 195H260V194H259ZM70 196H69V197H70ZM57 197H56L55 199L58 201V198H57ZM74 197H75V196H74ZM76 197H77V196H76ZM122 197H123V196H121V198H122ZM125 197H126V196H125ZM128 197H130V196H128ZM128 197H127V198H128ZM137 197H138V196H137ZM176 197H177V196H176ZM180 197H181V196H180ZM243 197H244V192H240V194L237 196V198H235V205L237 204V202H238V203H241ZM246 197H247V195H246ZM66 198H67L66 201L69 202L68 197H66ZM100 198H101V197H100ZM248 198H250V197L248 196ZM47 199H48V197H47ZM47 199H46V201H45V199H43V200H44L45 202H47ZM51 199H54V198H51V197H50V199H48V200H51ZM55 199H54V201H55ZM64 199H65V197H64ZM71 199H72V197H71ZM105 199H106V198H105ZM112 199H113V198H112ZM112 199H111V200H112ZM129 199H130V198H129ZM204 199H206V198H204ZM246 199H247V198H246ZM246 199H245V201L247 202ZM5 200H6V198H5ZM21 200H22V199H21ZM41 200H42V199H41ZM86 200H87V199H86ZM109 200H110V199H108V197H107V201H108V203H109ZM114 200H116L115 197H114ZM114 200H112V203L114 202ZM126 200H128V199H126ZM229 200H230V199H229ZM23 201H24V200H23ZM66 201H64V202H66ZM72 201H73V200H72ZM72 201H71V202H72ZM74 201H75V202L77 201L76 203H78V200H75V199H74ZM103 201H104V200H103ZM120 201H121V200H120ZM135 201H136V200H135ZM48 202H50V201H48ZM48 202H47V203H48ZM64 202H63V203H64ZM67 202H66V203H67ZM124 202H125V199H124ZM246 202H245V203H246ZM0 203H1V201H0ZM47 203H46V205H47ZM54 203H56V204H55V207H56L57 202H53V204H54ZM66 203H65V204H66ZM73 203H74V202H73ZM112 203H111V201H110V204H112ZM115 203H116V201H115ZM118 203H119V201H118ZM118 203H116V206H117V207L119 206ZM126 203H129V202H126ZM126 203H125V205H126ZM194 203H195V202H194ZM53 204L51 205V204L49 203V205H51V206H53ZM67 204H68V206H69V209L72 210V207H73V206H71V208H70L69 203H67ZM70 204H71V203H70ZM84 204H85V203H84ZM113 204H114V203H113ZM129 204H130V203H129ZM131 204H132V203H131ZM157 204H158V203H157ZM249 204H250V203H248V204L246 203L247 206H248ZM3 205H4V204H3ZM59 205H62V201H60V204H59ZM74 205H75V204H74ZM239 205H240V204H239ZM244 205H245V204H244ZM29 206H30V205H29ZM63 206H64V205H63ZM66 206H67V205H66ZM113 206H114V205H113ZM116 206H115V207H116ZM128 206L130 207L131 205H128ZM237 206H238V205H237ZM250 206H251V205H249V207H250ZM255 206H256V205H255ZM22 207H23V206H22ZM47 207H48V206H47ZM57 207H58V206H57ZM60 207H61V206H60ZM60 207H59V208H60ZM83 207H84V206H83ZM241 207H243V204H242ZM249 207L246 208V210H248ZM0 208H1V207H0ZM3 208H4V207H3ZM25 208H26V207H25ZM42 208H44V207H42ZM62 208H63V207H62ZM65 208H66V207H65ZM119 208H120V207H119ZM119 208H118V209H119ZM127 208H128V207H127ZM127 208H126V209H127ZM146 208H147V207H146ZM234 208H235V207H234ZM243 208H244V207H243ZM252 208H253V206H252ZM21 209H22V208H21ZM49 209L51 210L52 208H48V211H50ZM63 209H64V208H63ZM69 209H66V212H67ZM116 209H117V208H116ZM128 209H129V208H128ZM128 209H127V210H128ZM131 209H132V208H131ZM46 210H47V208H46ZM57 210L60 212L61 208H60V209H57ZM64 210H65V209H64ZM89 210H90V209H89ZM236 210H237V208H236ZM238 210H239V209H238ZM242 210H245V209H242ZM25 211H26V209H25ZM25 211L23 210L22 212H25ZM28 211H30V210H28ZM250 211H251V210H250ZM6 212H7V211H6ZM20 212H21V211H20ZM54 212H55V209H54V211H53V209H52V213H53V215L56 213V212H55V213H54ZM66 212H65V215L67 214ZM70 212H71V211H70ZM84 212H85V211H84ZM134 212H135V211H134ZM7 213H8V212H7ZM29 213H30L29 215H28L27 213H24V214H23V213H18V215H19V214H21V215L23 214L24 216H27V215H28V218H27V222H26V224H24V222L22 221V222H23L22 224H23V225H26V226H23V227H26V228L23 229V228L21 227L22 230L19 229L20 232H21V231H23V232H24V231L27 232V228L33 226V225H32V226L27 225V224H29V223H30V224H34V223H31V222H30V221H32V219H33L32 222H35V221L37 222V220H36L35 218H31V217H29V216L31 215L32 212L30 211ZM68 213H69V212H68ZM86 213H87V212H86ZM101 213H102V212H101ZM118 213H119V212H118ZM220 213H221V212H220ZM220 213H216V214H220ZM222 213H223V212H222ZM222 213H221V215H222ZM245 213H246V211H245ZM47 214H48V213H47ZM47 214H44V215L47 216ZM61 214H62V213H61ZM69 214H70V216H72L71 213H69ZM69 214H67L66 217H67ZM75 214H76V213H75ZM89 214H90V213H89ZM89 214H88V215H89ZM122 214H123V213H122ZM21 215H19V217H18V216H17V217L21 219V218L23 217V216H21ZM49 215H50V214H49ZM55 215H56V214H55ZM65 215H64V216L62 215L63 218H64V220L61 218V219L63 220V222L60 223V226H61V224H62V225L65 224V225H63V226H61V227L59 226L60 228L57 227L58 229H62V227L66 226L67 223L69 224L68 228H69V227H71V228L74 227V229H75V227H79V226H80L79 228L82 229V230H83V228H85V227H82L81 225H79L80 222H78V221L76 220V218H75V222L77 221L78 224H77V222L75 223L74 221H72V222H74L75 224L72 223V222H71V224H70L69 222H70L71 220H73V216L71 217L72 219H69L70 221L68 222L67 220H68V218H70V216L67 217V218H65ZM204 215H205V214H204ZM9 216H10V215H9ZM20 216H21V217H20ZM58 216H59V214H58ZM58 216H56V217H58ZM62 216H61V217H62ZM75 216H76V215H75ZM84 216H85V215H84ZM110 216H111V215H110ZM222 216H223V215H222ZM222 216H221V217H222ZM32 217H33V216H32ZM34 217H36V216H34ZM50 217H52V219H53L54 216H51V215H50ZM50 217H49V219L51 220ZM23 218H25V217H23ZM29 218H31V220H29ZM42 218H44V217H42ZM47 218H48V217H47ZM82 218H83V217H82ZM39 219H40V218H39ZM59 219H60V218H59ZM65 219H66V220H65ZM83 219H84V218H83ZM252 219H253V218H252ZM252 219H249V220H252ZM44 220H45V219H44ZM28 221H29V222H28ZM41 221H42V220H41ZM51 221H52V220H51ZM54 221H55V220H54ZM65 221H66V222H65ZM121 221L123 222V220H121ZM46 222H47V221H46ZM55 222H56V221H55ZM118 222H119V221H118ZM17 223H18V221H17ZM57 223H58V221H57ZM237 223H238V220H236V224H237ZM253 223H254V222H253ZM36 224H37V223H35L33 227H35ZM55 224H56V223H55ZM55 224H54V225H55ZM72 224H74V226H73ZM76 224L79 225V226H76ZM83 224H84V223H83ZM89 224H90V223H89ZM116 224H117V223H116ZM218 224H219V223H218ZM255 224H256V222H255ZM37 225H38V224H37ZM43 225H44V224H43ZM122 225H123V224H122ZM2 226H3V225H2ZM17 226H19V225H17ZM52 226H53V224H52L50 227L52 228ZM72 226H73V227H72ZM84 226H85V225H84ZM123 226H124V225H123ZM4 227H5V226H4ZM37 227H38V226H36V228H35L36 230H38ZM44 227H45V226H44ZM259 227H260V226H259ZM66 228H67V227H66ZM66 228H64V229H66ZM68 228H67V229H68ZM71 228L68 229V230H71V231H68L67 229H66V231H65L64 229H62V230H59L58 232H59V233H62L61 231H64V232H65V233L63 232L64 234L70 232V233H71V234H70L71 236L74 234L73 236H76V237H77L78 234H79V232H78L79 229H75V230H76L75 232H78V234H77V233H75L74 230H72ZM86 228H88V227H86ZM242 228H243V227H242ZM263 228H264V227H263ZM55 229H56V228H55ZM256 229H257V228H256ZM260 229H261V228H260ZM32 230H33V229L31 228V229L29 230V234H27L28 232L26 233V234H27V235H26V238L29 239L30 236H32L31 234H33V233L30 234V232H31ZM82 230H81V231H82ZM101 230H102V229H101ZM253 230H254V229H253ZM7 231H8V230H7ZM67 231H68V232H67ZM79 231H80V230H79ZM205 231H206V230H205ZM247 231H248V230H247ZM254 231H255V230H254ZM8 232H10V231H8ZM16 232H19V231H16ZM53 232H54V231H53ZM82 232H83V231H82ZM260 232H261V230H260ZM260 232H259V233H260ZM80 233H81V232H80ZM86 233H87V232H86ZM93 233H94V232H93ZM247 233H249V232H247ZM256 233H257V232H256ZM16 234H17V235H15V236H18V237H19L18 240L21 241L20 238H21L24 234H21V235H18V233H16ZM53 234H54V233H53ZM64 234H63V235H64ZM124 234H125V233H124ZM253 234H255V233H253ZM261 234H262V233H261ZM59 235H60V234H59ZM70 235H69V236H70ZM80 235L84 237V234H83V235L80 234ZM263 235H264V234H263ZM13 236H14V235H13ZM13 236H11V238H12L11 241H12V242H13V239H14ZM20 236H21V237H20ZM24 236H25V235H24ZM65 236L67 237L68 234H66ZM73 236H72V237H73ZM81 236H78V238L81 237ZM88 236L90 237V234H88ZM95 236H96V235H95ZM35 237H36V236H35ZM72 237H70V238H72ZM89 237H88V238H89ZM15 238H16V237H15ZM24 238H25V237H22L23 240H24ZM73 238H74V237H73ZM73 238H72V240H71V239H69V238L67 237V240L69 239V240H71V242H72V241H73V242L77 241V239L75 240V238H74V240H75V241H74ZM84 239H85V238H84ZM90 239H91V238H90ZM249 239H250V238H249ZM5 240H6V239H5ZM8 240H10V239H8ZM8 240H7V241H8ZM18 240H17V241H18ZM23 240H22V241H23ZM69 240H68L69 244H67V245H69V246H67V248H68V247L70 248V241H69ZM82 240H83V239H82ZM92 240H93V239H92ZM11 241H10V242H11ZM17 241L15 240L13 243H15V242L18 243ZM22 241H21V242H22ZM78 241H80L79 243H82V242H81V239H80V240L78 239ZM78 241H77V242H78ZM93 241H94V240H93ZM247 241H248V239H247ZM27 242H28V241H27ZM37 242H38V241H37ZM73 242L71 243V250H73V247H72V246H75V245H72V244L77 243V242H75V243H73ZM131 242H132V241H131ZM248 242H249V241H248ZM8 243H9V242H8ZM13 243H10V246H11V244H13ZM88 243H90V242H88ZM91 243H92V241H91ZM204 243H206V242H204ZM5 244H6V243H5ZM5 244H4V245H5ZM21 244H22V243H21ZM21 244H20V245H21ZM28 244H30V243H28ZM63 244H64V243H63ZM63 244H62V245H63ZM83 244H85V242H84ZM249 244H252V243H249ZM4 245H3V246H4ZM7 245H8V244H7ZM16 245H17V244H16ZM24 245H26V244H24ZM41 245H42V244H41ZM245 245H246V244H245ZM10 246H8V247H10ZM22 246H23V245H22ZM26 246H27V245H26ZM77 246H78V245H77ZM87 246H88V245H87ZM87 246H85V247L87 248ZM5 247H6V246H5ZM23 247H24V246H23ZM62 247H63V246H61V248H62ZM85 247H84V248H85ZM88 247H90V246H88ZM91 247H92V246H91ZM21 248H22V247H21ZM32 248H33V247H32ZM65 248H66V247H65ZM94 248H95V246H94ZM82 249H83V248H82ZM229 249H230V248H229ZM257 249H258V248H257ZM20 250H21V249H20ZM68 250H69V249H68ZM75 250H77V249L75 248L73 251L75 252ZM200 250H201V249H200ZM73 251H71V252H73ZM79 251H82V250L79 249ZM79 251H78V252H79ZM84 251H85V250H84ZM93 251H94V250H93ZM32 252H33V251H32ZM56 252H57V251H56ZM68 252H70V250H69ZM71 252L68 253L69 255L72 256L70 260H69V258L67 259V261L69 260V261H68V264L73 260L72 258L75 257V255H76V257L74 258L75 260L77 259V256H78V255H77L78 252L75 253V254H74V252H73V255L71 254ZM81 253H83V252H81ZM229 253H230V252H229ZM4 254H5V253H4ZM14 254H15V253H14ZM20 254H21V253H20ZM62 254H63V253H62ZM79 254H80V253H79ZM10 255H12V254H10ZM205 255H206V254H205ZM235 255H236V254H235ZM28 256H29V255H28ZM242 256H243V255H242ZM24 257H25V256H24ZM82 257H83V256H82ZM195 257H196V256H195ZM195 257H194V258H195ZM236 257H237V256H236ZM22 258H23V257H22ZM66 258H67V257H66ZM196 258H197V257H196ZM228 258H229V257H228ZM35 259H36V258H35ZM63 259H64V258H63ZM63 259H62V260H63ZM230 259H232V258H230ZM235 259H236V258H235ZM255 260H256V259H255ZM64 261H65V260H64ZM67 261H66V262H67ZM78 261H79V260H78ZM231 261H232V260H231ZM231 261H230V262H231ZM238 261H239V260H238ZM72 262H74V261H72ZM252 263H253V262H252Z\"/></svg>",
    "mask_w": 264,
    "mask_h": 264
}]
</instances>
